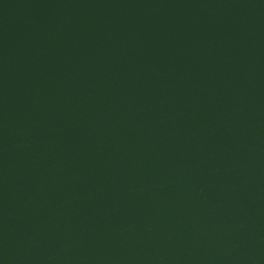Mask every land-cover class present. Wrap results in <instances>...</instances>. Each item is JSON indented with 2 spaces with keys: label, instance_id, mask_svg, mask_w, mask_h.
I'll return each mask as SVG.
<instances>
[{
  "label": "water",
  "instance_id": "1",
  "mask_svg": "<svg viewBox=\"0 0 264 264\" xmlns=\"http://www.w3.org/2000/svg\"><path fill=\"white\" fill-rule=\"evenodd\" d=\"M0 264H264V0H0Z\"/></svg>",
  "mask_w": 264,
  "mask_h": 264
}]
</instances>
